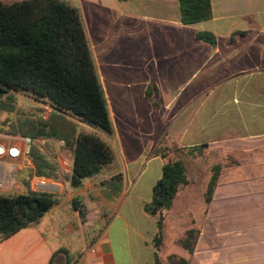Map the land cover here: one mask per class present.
I'll return each instance as SVG.
<instances>
[{
  "label": "crops",
  "instance_id": "obj_1",
  "mask_svg": "<svg viewBox=\"0 0 264 264\" xmlns=\"http://www.w3.org/2000/svg\"><path fill=\"white\" fill-rule=\"evenodd\" d=\"M66 1L82 16L110 112L113 134L103 138L114 160L73 190L72 150L56 141L60 154L55 184L63 191L62 200L36 224L0 239V264H50L52 257L53 264H118L113 239L127 241L130 251L142 249L141 264H153L155 225L142 206L162 175V160L150 157V152L163 137L182 148L206 145L224 165L209 207L191 210L181 204L178 211L179 222L190 223L186 230L200 232L193 255H213L217 245L213 233L210 239L204 237L203 223L217 232L213 225H225L235 214L247 215L250 221L243 228L256 227L259 239L236 241L235 254L241 256L237 264H264V0H210L212 18L189 26L181 23L177 0ZM200 32L211 33L215 45L197 40ZM152 82L158 90L155 114L144 99ZM0 131L19 134L1 126ZM152 163H157L158 172L145 193L138 180ZM116 175L122 176V193L111 216L104 217L109 204L101 183ZM74 198L82 202L83 219L73 207ZM240 199L246 212L230 209ZM175 208L174 202L170 214ZM116 221L119 229L111 233ZM121 226L128 231H120ZM180 255L188 257L182 249Z\"/></svg>",
  "mask_w": 264,
  "mask_h": 264
},
{
  "label": "trees",
  "instance_id": "obj_2",
  "mask_svg": "<svg viewBox=\"0 0 264 264\" xmlns=\"http://www.w3.org/2000/svg\"><path fill=\"white\" fill-rule=\"evenodd\" d=\"M126 1L131 0H118ZM177 1L183 25H194L212 18L210 0ZM196 39L215 45L214 36L208 32L197 33ZM10 91L46 102L57 112L107 136L113 134L110 112L82 16L78 8L66 0H21L11 4L0 0V96ZM157 98L158 90L152 82L144 93V99L150 103L154 114L158 109ZM45 128V124L33 126V132L27 136L32 140L51 137L43 133ZM66 145L72 150L69 186L73 190L80 189L86 180L100 174L114 160L111 147L95 133L79 134L72 141H66ZM204 148L206 145L182 148L164 140L150 153V157H158L163 162L162 175L153 186L151 199L142 206V213L152 218L155 225V234L150 242L153 264H160L165 216L172 210L179 192L191 185L183 157L198 158ZM31 158L34 165L32 173L49 178L46 171L51 169V165L48 161L33 148ZM223 169L221 163L210 167L202 196L207 208L220 183ZM122 182V176L116 175L101 186L113 192V199H117L122 193ZM25 185L27 188L22 194H0V239L9 238L36 224L61 201L53 193L33 192L29 190L28 183ZM73 207L83 219V205L74 200ZM199 235L195 228L187 229L176 240V246L192 256ZM171 263L189 264V259L180 258ZM50 264H53V257Z\"/></svg>",
  "mask_w": 264,
  "mask_h": 264
},
{
  "label": "rangeland",
  "instance_id": "obj_3",
  "mask_svg": "<svg viewBox=\"0 0 264 264\" xmlns=\"http://www.w3.org/2000/svg\"><path fill=\"white\" fill-rule=\"evenodd\" d=\"M127 66H129L130 68L133 67L131 63L127 64ZM77 121L73 120L71 116L57 112L48 103L35 100L32 96L24 93L17 94L15 92L10 91L7 94H3L0 96V126L3 129H6L8 132L10 131V133H19L17 135L28 137L27 134L33 132V126H38L40 124L46 125V128L43 133H47L51 137H38L37 139L32 140V148L38 154L42 155L51 165V169L46 171V173H48L50 177L43 178L52 183L59 184L57 181L55 160L60 154V150L56 141L62 140L65 144L64 147H67L66 141H72V139L77 135L95 133L111 147L107 140L103 138L111 136H107L97 130V132H88L86 129L80 126L82 125L81 122ZM164 140L165 137H163L159 143ZM159 143L156 144V146L159 145ZM183 158L186 167V174L191 180V185L187 187V190L185 192L177 195L175 200V211L172 214H170L169 211L165 216L166 223H164V238L161 247L160 264H172L171 261L177 262L180 259L181 248L176 246V240L181 237L186 228L190 226V223L181 224V222H179L178 211L180 210V206L181 204H186L191 210H197L200 206H202L203 208L206 207L203 202L202 196L205 191L207 181L209 179V170L212 165L220 162L218 161L219 154L217 152H212L206 148L202 150L201 155L198 158H192L190 156H184ZM156 165L157 163H152L150 166L145 167L139 177L138 188L143 190L145 193L147 187L149 186V183L153 180V178L158 172V167ZM29 175L30 172L26 170L18 172L16 180L21 181L24 185H22V187L21 185H18V190L13 189L10 192L2 194L15 195L24 193L27 188L25 185L26 178ZM105 182L106 181L102 182L101 185ZM101 187L104 191V194L102 193V196L105 199L106 203L109 204L108 208L104 207L103 215L105 214V217H110L113 211L112 206L116 204L120 196L117 199H113L114 193L108 192L104 186ZM106 194H108L109 196H106ZM55 195L59 196L62 200L63 191H59L58 193H55ZM74 200H77L82 203L79 198H74L73 201ZM234 204L235 205L230 208L231 210H233L234 212H246L247 207L244 205V203H242L241 199L236 200ZM227 219L229 220V222L224 221V223L226 222L225 225L219 223L217 225L212 226L213 229H217V232L210 231L211 225L206 223L202 224L201 231L204 234V237L210 239V235L213 233V235L217 237V245L214 244L215 246L212 250L213 255L212 253L206 254L205 252H203L202 254L199 253L197 256H189L186 254V257L188 256L187 259H189V264H237L238 260L241 259V256L235 254L237 249L236 241L242 242L246 237V239H248V237L249 239L253 240L259 239V234L256 227L249 226V228H243L244 223L249 224V216H241L239 214H235ZM133 227L134 225L130 223L129 230L131 231V228ZM117 229L119 228L118 222L116 221L111 227V233L117 231ZM126 230L127 229H125V227L121 226L120 231ZM143 230L144 229H142L141 231L144 232L145 230ZM113 241L114 244H118V249H116L115 252L118 264H141V261L144 259L145 256L144 251H142V249L135 246L130 251L128 247L125 246L127 241H119L114 239ZM203 241V249H205L208 246L205 245L206 240L204 239ZM119 246L121 247L120 249ZM239 251L242 252L240 248ZM241 264L258 263L256 261H245L244 263L241 262Z\"/></svg>",
  "mask_w": 264,
  "mask_h": 264
},
{
  "label": "built area",
  "instance_id": "obj_4",
  "mask_svg": "<svg viewBox=\"0 0 264 264\" xmlns=\"http://www.w3.org/2000/svg\"><path fill=\"white\" fill-rule=\"evenodd\" d=\"M32 139L0 131V194L18 190L24 185L16 180L17 173L26 170L30 175L26 178L29 190L55 194L58 186L55 183L36 176L32 172L34 166L31 158ZM25 187V186H24Z\"/></svg>",
  "mask_w": 264,
  "mask_h": 264
}]
</instances>
